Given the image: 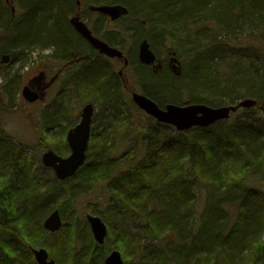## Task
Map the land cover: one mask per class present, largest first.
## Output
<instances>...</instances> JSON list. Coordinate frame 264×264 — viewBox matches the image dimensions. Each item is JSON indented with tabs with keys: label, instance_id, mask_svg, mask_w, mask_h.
<instances>
[{
	"label": "trees",
	"instance_id": "obj_1",
	"mask_svg": "<svg viewBox=\"0 0 264 264\" xmlns=\"http://www.w3.org/2000/svg\"><path fill=\"white\" fill-rule=\"evenodd\" d=\"M114 1L129 8L127 18L133 27L142 25L151 30L152 48L166 38L170 42L168 54L191 55L186 70L194 90L188 94L191 103L217 107L249 98L256 104L229 120L185 132L159 124L138 109L120 117L122 111L114 108L115 120L103 113L101 124L91 129L86 163L77 173L81 178L77 193L98 188L92 202L104 208L94 215L105 223L107 236L126 263L130 251L132 257L138 254L137 264H264V117L258 115L264 106V49L251 40L237 43L245 36L246 24L258 35L264 32V0ZM31 3L30 12L17 18L10 28L7 44L17 51L55 46L59 59H66L70 51L76 53L64 26L65 10L70 11L68 3ZM209 23L227 39L207 35L205 25ZM198 24L201 29H196L192 37L187 26ZM42 39L45 43L39 41ZM231 44L239 45L241 50L246 47L255 55L260 53L261 68L239 53L242 69L224 74L214 69L211 61L216 55L235 54ZM105 64L107 60L99 61L95 82L82 74L75 80L73 92L78 99L89 102L85 93L93 91L98 101L106 105L115 102L113 90L116 87L119 94L120 83L112 79V68ZM138 65L152 76L159 73ZM101 74L108 77L96 87ZM18 84L13 76L4 93L10 94ZM143 92L154 100L149 89L144 87ZM56 145L53 150L60 154ZM10 146L0 142V161L10 158ZM27 176L23 173L13 183L3 178L0 264H36L29 250L35 246L47 248L56 264H62L68 256L71 264H102L101 257L107 252L93 242L87 226L82 231L77 226L71 229L72 244L76 238L85 243L77 251H69L65 237L57 243L48 242L50 234L40 223L37 229L27 231L25 209L20 213L22 206L17 203L26 199L32 207L43 195L35 185L31 189L33 176ZM1 218L14 221L5 226ZM131 220L140 222L135 235L129 229ZM141 239L149 244L141 246ZM97 251L101 252L99 261L94 257Z\"/></svg>",
	"mask_w": 264,
	"mask_h": 264
},
{
	"label": "rangeland",
	"instance_id": "obj_2",
	"mask_svg": "<svg viewBox=\"0 0 264 264\" xmlns=\"http://www.w3.org/2000/svg\"><path fill=\"white\" fill-rule=\"evenodd\" d=\"M5 1L6 0H0V142H8L11 146L9 149L10 158L0 161V173H2L0 174V188L4 183L3 178L9 179V181L13 183L18 180L23 173H27L28 178L33 176L34 182H32L31 189L35 185L36 188L43 193L42 198L35 201L32 207H28L29 203L26 199L20 200L17 203L18 206H22L20 209L22 211H20V213L25 209L24 215L26 218L25 225L27 231L37 229V223H40L42 228V221L46 215L53 209H57L62 217V227L56 233H49L50 238L46 239L48 242L54 241L57 243L59 239L65 237V239H67V245L69 244V251L71 249L77 251L82 248L85 243L82 239L79 240L76 238L72 244L71 229L76 226L80 231L86 229V226L88 228V224L85 221V215H94V213L99 214V211L104 208L101 205L96 206L93 204L94 202H92V198L97 195L99 190L95 187L94 189H89L87 193H77L81 179L79 174L71 179L61 182L62 184H59L55 179L53 172L50 169L43 167L40 159L47 149L53 150L55 147L53 146L54 144H57L56 147L61 151L60 154L57 153L59 156L65 157L70 152L68 145L65 142L66 133L68 129L73 128L79 122L81 107L87 103L83 99H78L73 92L74 85L71 80L77 73L78 69L73 66L64 70L63 65L67 64V62H62V59L54 56L51 49H54L55 46L49 44H43L44 46L49 45V48L47 49H39V46H35L31 49L21 48L19 51L12 49V47L7 44L10 37V28L14 26L15 21L19 16H22L25 12H30L32 7L31 2L34 0H12V3H7V1ZM75 1L76 0L66 1L70 10L74 9ZM79 2L83 5L85 4V7L81 9V16L86 24L90 28H93L99 37L104 39L110 38L113 44L118 45V48L122 50L129 62L128 67L123 71L122 75V78L125 79V83L120 77L118 78L121 84V89L119 94L114 97L115 102H108V105H106L102 103L103 101L100 102V100H97L98 97L93 91H89V93L86 91L85 94L90 97L89 103H92L95 108L92 127L101 124L103 121V113L108 114L112 120H115L117 113L112 115V110L114 108L122 111L120 117L125 116L126 114L135 113L137 108L131 102L130 93L138 92L144 94V87L145 89H149L150 93H153L154 100H156L155 102H162L161 106H164L167 103H174L177 105L191 103L188 94L190 91L194 90L191 87L192 80L190 75L186 72L188 69V63L191 60V55L188 54V57H183L177 54H174V56L168 54L170 42L166 38H163L158 47L154 49L150 42V38L152 40L154 34L151 33V30L147 26L139 24L141 25L140 27H133L132 20H129L126 17L121 18L119 21L110 25L103 17L92 13L86 8L89 4H102L103 1L101 0L89 2L79 0ZM11 6L15 9L14 18H11ZM64 20V26L67 28L68 38L72 42L73 50L80 52H82L81 49H83V51L88 50V47L84 45L81 39L76 37L71 26H69V17L65 16ZM201 26L202 25L200 24L187 26L192 31V37H194L193 34L196 32L195 30L201 29ZM212 26L213 25L210 23L205 25L209 30V34L207 35H210L211 37L214 35H220L223 40L227 39L216 25H214V27ZM244 31L245 36L242 40L237 39V43H243V40H251V42L258 48L264 49V32L258 35L255 32H252L247 24L244 26ZM218 40H220V38H218ZM39 41L44 42L45 40L42 39ZM142 41H146L150 45V49L156 56L154 65L149 67L151 72L153 69H155V72H159L156 76H152L150 71L138 65L137 52L138 46ZM231 45L235 49V54L226 53L223 56L216 55L211 61V65L214 69L218 70L221 74H224L227 70L236 71L242 69L244 64L239 53H243V56L252 61L257 68H261L263 59L260 53L255 55V52L246 47L241 50L239 45ZM43 55H46L47 63L55 69V72L60 70H62V72L55 84L46 91L44 99L40 104L24 106V100L20 95V90L26 80L35 74L33 69ZM53 56L57 58H54ZM172 58L175 59L177 63L179 72V76L177 77L174 75L173 70L170 71L167 68V64ZM100 61L103 62L104 60L100 59ZM172 61H170V63L174 62ZM113 64L114 63H108L105 65L111 67L113 71H115L113 76L115 77L118 75V71L122 69V64L119 63L116 65V69ZM85 67L86 68H83L82 71L85 73L84 76L86 80L89 79L90 82H95L99 69V58H96L94 63L88 65L85 64ZM103 75L104 74L98 76V81H96L98 86L96 87H99V85L107 79L106 77L102 78ZM13 76L18 78L19 84L14 86L15 90L9 95L3 94L2 90L6 89L8 82L11 81ZM73 82L77 85L75 80ZM103 87L105 86L103 85ZM180 95L181 100L179 101L177 97ZM240 113L241 110H239L236 115H239ZM258 115L264 117V111L260 110ZM51 119L53 122H48ZM198 208H201L200 205ZM11 220L14 221L13 218H11ZM11 220L6 221L1 218V224H5V226L9 225L11 224ZM139 226L140 222L137 220L129 221V229L133 235L137 233ZM93 242L96 244L94 240ZM139 242L141 246L149 244V241L143 239ZM100 247L103 248L101 250L102 252L104 249L107 252V254L101 257L103 264V260L109 252L117 249H115L112 239L108 236ZM45 249L47 250V248ZM100 253V251H97L94 254L96 261L100 260ZM127 255L130 259L127 263L123 261L124 264H137V253H135V257H132L130 251ZM62 264H71V258L69 256L67 258L64 257Z\"/></svg>",
	"mask_w": 264,
	"mask_h": 264
},
{
	"label": "water",
	"instance_id": "obj_3",
	"mask_svg": "<svg viewBox=\"0 0 264 264\" xmlns=\"http://www.w3.org/2000/svg\"><path fill=\"white\" fill-rule=\"evenodd\" d=\"M92 11H97L109 16L110 19L116 20L128 13L126 7L120 5H102L90 6ZM74 29L83 36L88 42L97 49L101 54L110 58H124L120 50L108 46L97 37H94L86 25L79 20V17H73L70 20ZM138 60L145 65H152L155 61V55L150 50L149 44L142 41L139 44ZM172 61V60H171ZM174 61V60H173ZM172 61V62H173ZM127 65V59L124 58V66ZM169 68L176 75H179L176 62L169 63ZM23 98L28 102H34L38 99V94L30 90L28 86L23 87ZM132 102L147 115L161 123L173 126L177 131H186L193 127H207L216 121L227 119L231 112H235L238 108H249L255 104L251 99L244 100L236 106L211 108L206 105L186 104L177 106L167 104L160 108L154 101L143 94L132 93ZM93 114L92 104H86L81 110L80 122L71 128L66 135L70 154L66 157L56 155L52 150H47L42 154L41 162L44 167L51 168L57 180H65L72 177L76 171L84 164L86 159V151L90 135L91 117ZM86 220L89 224L93 238L97 244H102L106 235V226L102 220L94 215H87ZM62 225L59 211L53 210L43 221V228L46 231L54 233L60 229ZM31 252L37 264H55L53 259L49 258V254L44 248H32ZM103 264H124L118 251H111L105 258Z\"/></svg>",
	"mask_w": 264,
	"mask_h": 264
},
{
	"label": "flooded vegetation",
	"instance_id": "obj_4",
	"mask_svg": "<svg viewBox=\"0 0 264 264\" xmlns=\"http://www.w3.org/2000/svg\"><path fill=\"white\" fill-rule=\"evenodd\" d=\"M74 6H75V10H74V12L72 14L73 15H75V14L79 15L80 19L83 20L82 16H81V11H82L81 9L84 8V5L82 3H80L79 1H75V5ZM102 17H104V19L110 25L113 24V22L109 21V18H107V17H105L103 15H102ZM83 21L85 22V20H83ZM90 30L92 31V34L94 36L96 35V36L99 37V35H97V33H95L93 28H90ZM79 39H81L83 42L87 43L80 36H79ZM113 46H116L118 48L117 45H113ZM89 49L90 50H88L86 52H83V53H81V52L74 53L73 51H70L69 56L66 59H62V62H67V64L63 65V69L64 70L69 69L72 66V64H74L76 66L81 65L83 68H86L85 64L88 65V64L93 63V61L95 60L96 57L104 58V55L99 54L92 47L89 46ZM54 50H55V48L51 49V51L53 53H54ZM54 58H56V57H54ZM106 59H107L108 63H114L113 66L115 67V69H116V65H118L119 63H121V64L123 63V60L122 59H118V58H106ZM39 62L35 65V67L33 69V72L35 74H33L28 80H26V82L22 86V87L28 86L32 91H34V92H36L38 94L39 98H38L37 101H35L33 103L24 102V104H23L24 106L40 104V102L44 99L46 91L48 89H50L55 84V82L59 78V75L62 72V70L55 72V69H53L52 66L47 63L46 55H43V57L41 56L40 59H39ZM68 65H69V67H68ZM82 70L79 71L80 74L79 73L77 75L75 74L76 78L79 77L81 74H82V76H84L85 73H83ZM7 98H8V96H7Z\"/></svg>",
	"mask_w": 264,
	"mask_h": 264
},
{
	"label": "bare ground",
	"instance_id": "obj_5",
	"mask_svg": "<svg viewBox=\"0 0 264 264\" xmlns=\"http://www.w3.org/2000/svg\"><path fill=\"white\" fill-rule=\"evenodd\" d=\"M112 2H114V3H112V5H122V6H124V7H126V9H127V11H128V13H129V8L126 6V5H123V4H121V3H119V2H116V1H112ZM44 49H47L46 47L44 48ZM104 77H108V74L106 75V76H104ZM105 78V79H106ZM113 90V89H112ZM113 91H115L116 93H115V96L114 97H116V95H117V88L116 87H114V90ZM111 119V118H110Z\"/></svg>",
	"mask_w": 264,
	"mask_h": 264
}]
</instances>
